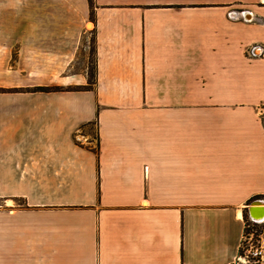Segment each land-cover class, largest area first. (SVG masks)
Instances as JSON below:
<instances>
[{
  "label": "crops",
  "instance_id": "0c3cea01",
  "mask_svg": "<svg viewBox=\"0 0 264 264\" xmlns=\"http://www.w3.org/2000/svg\"><path fill=\"white\" fill-rule=\"evenodd\" d=\"M95 3L0 0V264H233L264 201V0ZM89 35L96 83L68 90Z\"/></svg>",
  "mask_w": 264,
  "mask_h": 264
},
{
  "label": "built area",
  "instance_id": "2783aa9c",
  "mask_svg": "<svg viewBox=\"0 0 264 264\" xmlns=\"http://www.w3.org/2000/svg\"><path fill=\"white\" fill-rule=\"evenodd\" d=\"M260 116L264 123V104L261 106ZM250 219L257 224L264 222V220ZM233 264H264V249L261 240L256 239L255 233L245 234L239 255Z\"/></svg>",
  "mask_w": 264,
  "mask_h": 264
},
{
  "label": "trees",
  "instance_id": "16d2710c",
  "mask_svg": "<svg viewBox=\"0 0 264 264\" xmlns=\"http://www.w3.org/2000/svg\"><path fill=\"white\" fill-rule=\"evenodd\" d=\"M89 5H90V16L91 19L94 20V14H95V8H96V3L95 0H88ZM94 42V39H93ZM93 55L95 53V48L93 47L92 49ZM96 75H97V69H96V62L95 59L93 60V64L89 66L88 69V85L83 86V87H73V88H68V90H91L95 83H96ZM34 91H43V92H56V91H63L64 89L61 87H37L33 89ZM245 221H246V233L247 231H256L255 237H257V240H261V236L264 233V224H257L253 223L250 219L249 212L248 210L245 211ZM259 233V234H258Z\"/></svg>",
  "mask_w": 264,
  "mask_h": 264
},
{
  "label": "water",
  "instance_id": "95a60500",
  "mask_svg": "<svg viewBox=\"0 0 264 264\" xmlns=\"http://www.w3.org/2000/svg\"><path fill=\"white\" fill-rule=\"evenodd\" d=\"M257 205H260L261 208L264 210V201H262V200H256L249 207V216L252 219L264 220V211H263V213H262L261 216L254 215V212L253 211L257 208L256 207Z\"/></svg>",
  "mask_w": 264,
  "mask_h": 264
},
{
  "label": "rangeland",
  "instance_id": "374dc122",
  "mask_svg": "<svg viewBox=\"0 0 264 264\" xmlns=\"http://www.w3.org/2000/svg\"><path fill=\"white\" fill-rule=\"evenodd\" d=\"M93 35H89V38L88 39H91V40H89V44H88V46L90 47L88 50H89V66H91L92 64H93V60H94V55H93V51H92V49H93V47H94V42H92V40H93ZM251 232H253V233H257L256 231H247V233L246 234H249V233H251ZM259 234V233H258ZM256 239H257V237H256Z\"/></svg>",
  "mask_w": 264,
  "mask_h": 264
},
{
  "label": "bare ground",
  "instance_id": "6f19581e",
  "mask_svg": "<svg viewBox=\"0 0 264 264\" xmlns=\"http://www.w3.org/2000/svg\"><path fill=\"white\" fill-rule=\"evenodd\" d=\"M256 207L257 208L253 211L254 212V215L261 216L264 210L261 208L260 205H257Z\"/></svg>",
  "mask_w": 264,
  "mask_h": 264
}]
</instances>
